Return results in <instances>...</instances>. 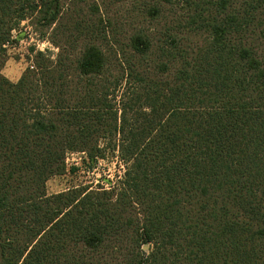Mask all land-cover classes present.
Segmentation results:
<instances>
[{"label": "trees", "instance_id": "trees-1", "mask_svg": "<svg viewBox=\"0 0 264 264\" xmlns=\"http://www.w3.org/2000/svg\"><path fill=\"white\" fill-rule=\"evenodd\" d=\"M0 264H264V0H0Z\"/></svg>", "mask_w": 264, "mask_h": 264}, {"label": "rangeland", "instance_id": "rangeland-1", "mask_svg": "<svg viewBox=\"0 0 264 264\" xmlns=\"http://www.w3.org/2000/svg\"><path fill=\"white\" fill-rule=\"evenodd\" d=\"M127 7L128 5H124L122 9ZM20 34H25L24 39H17ZM13 39L8 48L9 59L2 70L3 75L13 82L18 81L26 70L33 69L31 48L34 47L37 51L49 50L52 55L57 52L47 41L38 39L28 22L20 25ZM66 169L64 175L48 181V195L65 192L73 187L106 185L103 179L116 182L124 175L127 166L117 153L108 154L106 159H96L94 163L83 153H69L66 156Z\"/></svg>", "mask_w": 264, "mask_h": 264}]
</instances>
